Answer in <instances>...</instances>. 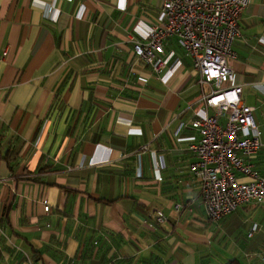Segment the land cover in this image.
Wrapping results in <instances>:
<instances>
[{"label": "crops", "instance_id": "0c3cea01", "mask_svg": "<svg viewBox=\"0 0 264 264\" xmlns=\"http://www.w3.org/2000/svg\"><path fill=\"white\" fill-rule=\"evenodd\" d=\"M164 1L0 0V264H264V204L209 221L175 135L204 108L191 60L175 39L159 76L133 56ZM239 29L264 177V0Z\"/></svg>", "mask_w": 264, "mask_h": 264}, {"label": "built area", "instance_id": "2783aa9c", "mask_svg": "<svg viewBox=\"0 0 264 264\" xmlns=\"http://www.w3.org/2000/svg\"><path fill=\"white\" fill-rule=\"evenodd\" d=\"M247 5L248 0H165L147 38H130L135 60L154 75L167 66L165 47L170 39L178 42L198 75L204 108L181 121L175 135L187 129L195 135L188 146L194 156L188 170L198 181L208 220L215 223L241 205L264 204V177L255 167L262 132L254 123V108L242 102L241 86L234 83L243 69L232 46L240 36L239 20ZM6 55L7 51L0 53V62ZM43 206L48 213L47 202ZM164 220L158 213L157 221Z\"/></svg>", "mask_w": 264, "mask_h": 264}, {"label": "trees", "instance_id": "16d2710c", "mask_svg": "<svg viewBox=\"0 0 264 264\" xmlns=\"http://www.w3.org/2000/svg\"><path fill=\"white\" fill-rule=\"evenodd\" d=\"M16 152H17V150L13 151L12 149H9L7 151V153L4 155L3 158L4 159L7 158V160L9 161V159H10L11 156H14L15 157ZM227 264H241V263L237 259H232V260L228 261Z\"/></svg>", "mask_w": 264, "mask_h": 264}, {"label": "rangeland", "instance_id": "374dc122", "mask_svg": "<svg viewBox=\"0 0 264 264\" xmlns=\"http://www.w3.org/2000/svg\"><path fill=\"white\" fill-rule=\"evenodd\" d=\"M205 91L207 92V89H205ZM212 225H215V224H212ZM218 242H219L220 244H226V241H224L223 238H221L220 241H218ZM214 248H215L216 250H219V251L223 250V248H222L220 245H218V244H215V245H214Z\"/></svg>", "mask_w": 264, "mask_h": 264}]
</instances>
